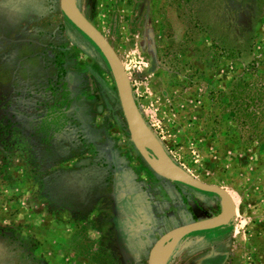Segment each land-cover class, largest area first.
<instances>
[{"label": "rangeland", "instance_id": "1", "mask_svg": "<svg viewBox=\"0 0 264 264\" xmlns=\"http://www.w3.org/2000/svg\"><path fill=\"white\" fill-rule=\"evenodd\" d=\"M74 2L125 67L151 156L235 205L160 264H264V0ZM51 100L68 122L38 152L29 135ZM0 133V264H148L170 229L225 208L141 158L106 59L60 0H0Z\"/></svg>", "mask_w": 264, "mask_h": 264}, {"label": "water", "instance_id": "2", "mask_svg": "<svg viewBox=\"0 0 264 264\" xmlns=\"http://www.w3.org/2000/svg\"><path fill=\"white\" fill-rule=\"evenodd\" d=\"M60 8L66 18L98 48L106 59L116 82L119 101L131 142L149 168L160 178L186 185L200 192L216 195L225 204V208L220 215L178 227L160 237L152 247L148 259V264H160L161 252L170 240L185 234L210 231L227 226L235 215L233 199L223 188L205 184L187 171L175 167L167 161L157 162L151 156L145 146L140 129L131 82L115 50L106 38L82 14L74 0H60ZM163 162L167 164L168 169L160 167L159 163Z\"/></svg>", "mask_w": 264, "mask_h": 264}, {"label": "trees", "instance_id": "3", "mask_svg": "<svg viewBox=\"0 0 264 264\" xmlns=\"http://www.w3.org/2000/svg\"><path fill=\"white\" fill-rule=\"evenodd\" d=\"M53 94H55V93H53ZM51 101L53 103H50L49 104L47 113L44 116H42V118H40L39 120H37V122H36V126H39V127H36L32 132H30V135L27 134L24 129H17L15 131H8L7 130L6 131V134L7 135L11 134L12 136H15V138H18V137L19 138H22L23 136L25 138L27 135H29L30 136L29 139L31 137H33L35 140H39V144L35 146L36 148H38V152H40V150H42L43 147H45V149L46 148H49V146H46V139L47 140L52 139V137L55 134L54 130L56 131V129L49 127L50 124H51V126H53V124L55 123V121L56 122L57 121H59V122H63L64 121L65 123L68 122V117L66 118L63 115H61L62 114V111H61V114L56 112L55 108H59V107L56 105L55 100H51ZM252 115H254V118H255L256 113L252 112ZM15 117H17V116H15ZM19 117L21 119L24 118L23 113H20L19 114ZM249 117H251V116H249ZM48 127L50 129H48ZM56 133H59V132H56ZM0 134H2V133H0ZM0 139H1V141H3L4 140V137H1L0 136ZM2 146L3 147H7V149H8V146H6L4 144ZM29 149H30L29 151H30L31 154H33L34 156H37L36 153H35V150H36L35 148H31L30 147ZM75 149H79V148H75ZM22 152H23V150H22ZM70 153L71 154H69L68 156H65V157H62V158L60 156V159L58 160V163L60 162L59 164H62L65 161H68V160L73 159V158L81 157V155H82V154H80L81 151L79 153H76L74 151H71ZM40 162L41 161L36 162V163H40Z\"/></svg>", "mask_w": 264, "mask_h": 264}, {"label": "flooded vegetation", "instance_id": "4", "mask_svg": "<svg viewBox=\"0 0 264 264\" xmlns=\"http://www.w3.org/2000/svg\"><path fill=\"white\" fill-rule=\"evenodd\" d=\"M205 184H206V183H205ZM203 193H204V192H203ZM207 194H210V193H207ZM212 195H213V194H212ZM219 215H220V214H219ZM217 216H218V215H217ZM212 218H214V217H212ZM206 219H211V218L209 217V218H206ZM206 219H204V220H206ZM200 221H203V220H200ZM194 222H195V221H194ZM194 222H193V223H194ZM196 222H199V221H196ZM230 222H231V221H230ZM189 224H191V223H189ZM186 225H188V224H186ZM228 225H229V224H228ZM228 225H227V226H228ZM182 226H185V225H182ZM182 226H181V225H180V226H177V227H175V228H173V229H170L168 232H170V231H172V230H174V229H176V228H178V227H182ZM225 227H226V226H225ZM221 228H223V227H221ZM218 229H220V228H218ZM214 230H217V229H214ZM214 230H210V231H214ZM168 232H166V233H168ZM203 232H208V231H203ZM166 233H165V234H166ZM161 237H162V236H161ZM159 239H160V238H158V240H159ZM158 240H157V241H158ZM157 241H156V242H157Z\"/></svg>", "mask_w": 264, "mask_h": 264}, {"label": "bare ground", "instance_id": "5", "mask_svg": "<svg viewBox=\"0 0 264 264\" xmlns=\"http://www.w3.org/2000/svg\"><path fill=\"white\" fill-rule=\"evenodd\" d=\"M159 165H160L161 168L168 169L167 164H164V162L163 163H159Z\"/></svg>", "mask_w": 264, "mask_h": 264}]
</instances>
